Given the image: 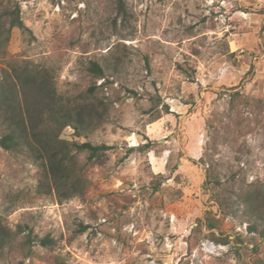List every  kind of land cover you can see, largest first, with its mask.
Masks as SVG:
<instances>
[{
	"label": "rangeland",
	"instance_id": "1",
	"mask_svg": "<svg viewBox=\"0 0 264 264\" xmlns=\"http://www.w3.org/2000/svg\"><path fill=\"white\" fill-rule=\"evenodd\" d=\"M12 1L28 30L12 29L0 73L30 61L76 95L99 62L107 119L61 137L110 149L80 154L82 190L60 198L38 162L0 146L2 222L57 241L0 264H261L264 223L243 195L264 188V0H127L125 19L114 0Z\"/></svg>",
	"mask_w": 264,
	"mask_h": 264
},
{
	"label": "trees",
	"instance_id": "2",
	"mask_svg": "<svg viewBox=\"0 0 264 264\" xmlns=\"http://www.w3.org/2000/svg\"><path fill=\"white\" fill-rule=\"evenodd\" d=\"M114 4L118 16L123 19L130 16L127 0H114ZM14 27L28 30L21 16L20 4L0 0V54L5 51ZM87 69L92 80L86 90L66 96L58 93L53 73L39 64L13 61L0 73V146L24 152L38 162L42 168L40 186L48 192L56 190L60 198H69L82 190L85 167L79 164L80 154L87 153L90 163L103 162L110 149L105 143L69 141L61 137L68 125L73 126L78 134L94 131L109 114L108 104L99 97L104 84L97 83L99 79L106 78L105 70L95 60L90 61ZM159 117L160 113L155 116ZM214 185L219 188L220 179H216ZM243 196L247 206L264 223V188L256 187ZM213 197L227 213L229 203L225 195L215 189ZM86 228L84 226L82 230ZM22 234L19 242H15ZM36 243L49 249L57 245L53 237H40L28 225H19L16 231H12L0 218V258L16 247L29 257ZM14 264H23V260ZM55 264L63 262L56 260ZM261 264H264V259Z\"/></svg>",
	"mask_w": 264,
	"mask_h": 264
}]
</instances>
